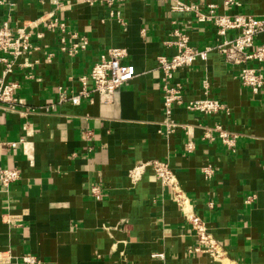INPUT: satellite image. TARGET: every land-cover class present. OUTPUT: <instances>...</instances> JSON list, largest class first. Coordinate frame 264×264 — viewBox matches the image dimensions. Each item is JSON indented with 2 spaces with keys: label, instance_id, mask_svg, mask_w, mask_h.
<instances>
[{
  "label": "crops",
  "instance_id": "obj_1",
  "mask_svg": "<svg viewBox=\"0 0 264 264\" xmlns=\"http://www.w3.org/2000/svg\"><path fill=\"white\" fill-rule=\"evenodd\" d=\"M5 1L0 21L12 27L37 20L54 2ZM181 1L216 5L228 16L264 17V0H234L237 6L228 9L219 0ZM119 11L125 26L104 6L74 5L66 13L68 25L88 39L87 50L69 59L48 34L43 51L34 55L38 65L6 78L19 84L21 105L15 112L0 109V170H17L20 180L0 193V264H23L25 255L38 264H220L188 254L195 245L190 227L151 171L131 183L128 171L149 161L168 163L189 211L205 223L228 261L264 264V89L253 94L243 88L238 68L216 53L206 65L197 62L176 72L185 101L202 97L207 78L210 96L229 110L208 118L174 107L173 120L189 127L194 143L191 153L184 152L181 130L158 132L163 112L156 58L176 54L165 45L176 27L186 28L192 47L213 46L219 39L211 26L197 24L190 13L172 12L162 0H127ZM109 48L126 51L124 62L136 77L110 104L92 96L78 106L58 105L59 88L76 91L78 78ZM48 53L54 54L49 64ZM215 123L236 137L235 153L218 141H202L203 128ZM206 166L213 170L209 179L201 171Z\"/></svg>",
  "mask_w": 264,
  "mask_h": 264
},
{
  "label": "built area",
  "instance_id": "obj_2",
  "mask_svg": "<svg viewBox=\"0 0 264 264\" xmlns=\"http://www.w3.org/2000/svg\"><path fill=\"white\" fill-rule=\"evenodd\" d=\"M127 0H54L53 9L33 22L22 26L12 27L8 20L0 21V109L7 112H15L21 105L18 97L19 84L7 82L6 78L16 71L33 69L38 65L34 55L43 51L42 43L46 35L52 34L57 38V51L69 59L76 58L85 52L89 41L86 37L71 31L66 13L76 4L87 6L101 5L108 9L109 17L117 21L121 26L125 22L119 8ZM146 2L147 0H139ZM170 5L171 11L175 13H190L197 24H207L212 27L218 37V42L213 46L202 49L192 47L186 28L176 27L170 32V40L165 43L173 47L176 54L167 58L158 56L156 58L157 70L160 72V93L163 112V120L159 133L172 135L181 130L186 137L183 146L184 152L191 153L194 143L190 140L188 126L176 123L173 118V108L182 107L188 113L199 114L204 117L214 118L219 114H229L228 108L219 100L212 98L209 93V82L204 78L201 82L202 97L191 101L184 100V87L175 80V73L181 69L189 68L197 62L206 65L208 56L212 53L219 55L223 62L238 68L236 79L241 86L253 94L264 89V17L251 15L219 14L216 5L203 6L202 4H186L181 0H162ZM221 8L228 9L237 6L234 0H219ZM5 0H0V7L4 6ZM175 25V22L172 23ZM127 54L123 49L109 48L99 57L98 61L91 67L88 75L78 78V89L67 91L59 88L57 104H70L78 106L81 102L92 101V96H97L101 104H110L114 100L115 93L132 81L135 77L133 66L124 62ZM53 53L45 55L47 64L52 62ZM252 65V66H250ZM26 78L30 79L31 76ZM52 108H45V112ZM33 111L19 114L26 119ZM236 137L229 134L218 123L203 128L202 141H218L231 153H235ZM151 171L162 187L170 190L171 196L186 223L192 232L195 245L188 254L207 256L220 264H239L228 261L226 254L220 245L208 232L205 223L188 209L187 201L182 197L176 176L167 162L149 161L141 162L128 171V178L132 184L137 183L147 171ZM202 173L206 179L213 175L211 167L203 168ZM20 180L17 170H0V193L7 194L10 187ZM91 195L99 200L98 188L91 190ZM254 196L247 197L245 203L251 204ZM163 258L162 255L157 256ZM23 264H38L37 259L30 255L21 258Z\"/></svg>",
  "mask_w": 264,
  "mask_h": 264
}]
</instances>
